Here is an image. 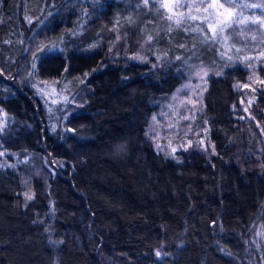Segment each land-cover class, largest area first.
Wrapping results in <instances>:
<instances>
[{"label":"trees","instance_id":"1","mask_svg":"<svg viewBox=\"0 0 264 264\" xmlns=\"http://www.w3.org/2000/svg\"><path fill=\"white\" fill-rule=\"evenodd\" d=\"M217 23L162 0H0V120L17 141H0V264H264V54L242 61ZM24 63L82 82L72 114L52 126ZM193 67L200 113L152 137Z\"/></svg>","mask_w":264,"mask_h":264},{"label":"rangeland","instance_id":"2","mask_svg":"<svg viewBox=\"0 0 264 264\" xmlns=\"http://www.w3.org/2000/svg\"><path fill=\"white\" fill-rule=\"evenodd\" d=\"M162 2L175 20L180 18L215 20L218 22L215 37L220 35L219 32L222 34L228 30L232 32L238 43L234 47L235 52L240 55L242 61L254 60L264 54V17L261 13V9L264 8V0H162ZM220 5L224 7H220ZM251 5L258 6V8L256 6L257 13L253 15L247 13L241 17L235 16L236 12L246 13ZM57 45L55 49H59L60 44L57 43ZM135 58L139 59V56ZM221 58L228 59V56L221 54ZM30 69V66L27 68L24 63L16 80L34 90L51 117L52 126H54L60 118L65 119L70 113L72 114V112H67L66 104L79 103L85 97V87L81 85L82 82L78 83L72 79L69 82L47 83L40 81L29 71ZM189 74L188 80L174 91L170 99L160 109L156 119L152 121L150 130L152 137L161 124L174 123L177 125V123L187 121L189 117L200 113L199 106L206 86L207 70L204 67L200 70L193 67ZM70 91L74 95L72 101L66 95ZM5 129L6 122L1 119L0 141L6 147L15 146L17 141L12 140V137L6 134Z\"/></svg>","mask_w":264,"mask_h":264},{"label":"snow or ice","instance_id":"3","mask_svg":"<svg viewBox=\"0 0 264 264\" xmlns=\"http://www.w3.org/2000/svg\"><path fill=\"white\" fill-rule=\"evenodd\" d=\"M145 2L147 3V0H145ZM252 7H256L257 5H251ZM220 7H224L223 5H220ZM149 39H151V38H149ZM26 196H27V194H26ZM27 198H29V199H31V197L30 196H28ZM157 255H159V253H157Z\"/></svg>","mask_w":264,"mask_h":264}]
</instances>
